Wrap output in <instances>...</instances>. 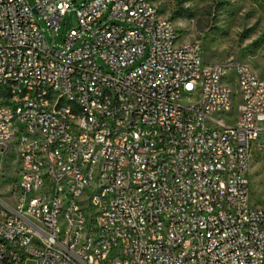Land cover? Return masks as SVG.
Segmentation results:
<instances>
[{"label":"built area","instance_id":"2783aa9c","mask_svg":"<svg viewBox=\"0 0 264 264\" xmlns=\"http://www.w3.org/2000/svg\"><path fill=\"white\" fill-rule=\"evenodd\" d=\"M255 152L264 81L150 0H0V264H264Z\"/></svg>","mask_w":264,"mask_h":264},{"label":"rangeland","instance_id":"374dc122","mask_svg":"<svg viewBox=\"0 0 264 264\" xmlns=\"http://www.w3.org/2000/svg\"><path fill=\"white\" fill-rule=\"evenodd\" d=\"M87 0H72L77 7ZM162 16L170 19L179 32L180 42L197 44L209 63L232 62L248 66L264 81V0H150ZM50 43L52 32L37 16ZM78 24L74 13L67 14L54 43L61 48L68 31ZM252 163L253 184L258 194L264 189V160ZM3 179L11 176L3 168ZM8 182H0V193L8 190Z\"/></svg>","mask_w":264,"mask_h":264},{"label":"water","instance_id":"95a60500","mask_svg":"<svg viewBox=\"0 0 264 264\" xmlns=\"http://www.w3.org/2000/svg\"><path fill=\"white\" fill-rule=\"evenodd\" d=\"M261 140H263V137L261 136V138H260Z\"/></svg>","mask_w":264,"mask_h":264}]
</instances>
